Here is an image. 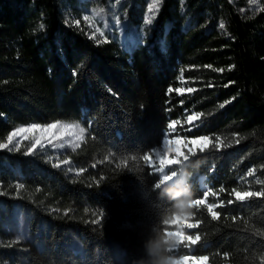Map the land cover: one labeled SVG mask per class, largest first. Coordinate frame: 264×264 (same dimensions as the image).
I'll list each match as a JSON object with an SVG mask.
<instances>
[{
    "label": "trees",
    "instance_id": "trees-1",
    "mask_svg": "<svg viewBox=\"0 0 264 264\" xmlns=\"http://www.w3.org/2000/svg\"><path fill=\"white\" fill-rule=\"evenodd\" d=\"M151 3L0 0V142L29 124L87 130L75 148L65 136L30 155L26 140L20 151L0 150V264H135L147 259L154 227L183 225H164L166 217L196 224H184L186 236L201 237L172 249L176 258L264 264V196L228 203L233 189L264 191V8L162 0L149 13ZM94 8L105 10L95 39L83 20ZM191 113L202 114L193 130ZM172 121L187 140L211 138L204 151L184 145L167 172L184 176L193 199L209 190L206 204L222 201L217 219L206 204L176 213L165 185L155 187L163 173L143 157L161 147Z\"/></svg>",
    "mask_w": 264,
    "mask_h": 264
},
{
    "label": "snow or ice",
    "instance_id": "snow-or-ice-1",
    "mask_svg": "<svg viewBox=\"0 0 264 264\" xmlns=\"http://www.w3.org/2000/svg\"><path fill=\"white\" fill-rule=\"evenodd\" d=\"M120 2V0H116V3L118 4ZM251 3L255 4L257 3V0H250ZM162 3V0H152V3L149 4L148 6V12L149 13H153V10L155 11H159V6ZM104 9L103 8H94L92 9V14L91 15H85L83 16V20L85 21L86 24H88L90 27L93 28L92 34L90 38L95 39V37L97 36V34H99L100 36H104V31L101 27L97 26L96 24V18L97 17H101V14L104 13ZM102 18V17H101ZM115 19V23L116 25L120 24V18L117 16L114 18ZM154 19V14L153 15H149L147 16V18L145 19V24H151L152 21ZM66 23H68V21H66ZM73 23L75 25H79L80 24V20H75L73 21ZM39 27L41 29L44 28V25L41 23L39 25ZM107 27V24L105 23V28ZM221 28H224V24L221 23L220 24ZM105 41L102 40H97V43H103ZM210 67V66H209ZM219 71H223V69H220ZM196 89L194 88H177L175 89V91L177 92V94L183 95L185 91H187L188 93H192L194 92ZM169 93H171L173 91L172 88H169L167 90ZM224 105H220V107H223ZM202 116V114H194L191 116L187 117V121L189 123H191L194 120L199 119ZM178 123V121H172L169 125L168 128L171 130L175 129V125ZM59 126L60 129V135L59 137H57L56 132L53 130H57ZM41 130L44 132H48L50 133V138L47 139V143L51 144L53 139L56 138H63L65 136L70 137V139L67 140L68 144L73 145V147H79L78 141H82L84 139V134L87 131L84 127L79 126L78 124H64L61 125V122L57 121L45 126H41V125H37V124H33L27 127H17L14 131L10 132L9 134H7L6 136V141L7 142H0V150H8V151H20L21 150V144L24 140H31V143L26 147V150L24 152L25 155H30L33 154L35 150L39 148H43L45 146L44 143H42V139L41 138H37L35 135L29 137L28 135H26L27 133H35L36 130ZM17 137H19V139H16ZM217 140H219V137L217 138ZM173 142L179 144L182 143V141L180 139H176L175 141L172 140H168L165 139L164 141V146H165V150L167 149V146L169 144H172ZM201 142H204L201 144L200 150L204 151L205 149H207L209 147V145L212 143L211 142V138L207 137V136H201V137H196L193 138L189 141L190 144L192 145H197L200 144ZM239 141H237L238 143ZM64 145L61 144L60 147H63ZM226 146H231L226 145ZM215 150H219L220 149V144H216L214 145ZM189 151H191V149H189ZM155 152V156L157 158H159V164H156L155 161H151L149 160V156H144L143 159L148 162V163H152L154 165V171L156 172H160V173H164V165H165V160L163 158V155L160 151H156ZM186 158V157H185ZM135 159V158H133ZM178 161H168V164L171 163H177ZM61 163L63 164H67L68 161L64 160V161H58L57 163L53 164V167H57L59 168L61 166ZM81 171H83L81 169ZM256 169H251L249 170V172L247 173V175L252 176L255 173ZM176 172L173 171L171 176L167 175L166 173L164 175H162L161 179H160V183L155 185V187L157 189H160L162 185H164V183H167L169 181L172 180L173 177H175ZM257 184H260L261 181L257 180L256 181ZM17 188V192L19 189H23L24 185L23 184H17L16 186ZM221 191H223V189H221ZM4 193H0V195H3ZM209 194V190H205L204 192V196L205 199H193L191 201V206H200V205H205L206 204V198ZM213 195H215V193H213ZM232 195L234 196V200H229L228 203L231 204L233 202H244L249 198L252 197H261L264 196V191H237L236 189L232 190ZM223 206V202L221 201L219 204H206V209L207 212L210 214L212 219H217L220 216V212L215 211L216 208ZM236 217H233V220H235ZM180 222L179 217H177L176 219L173 220H168L167 224L169 223H177ZM184 223H186V220L183 221ZM164 224V225H167ZM197 225L196 224H192V223H188L187 227L189 229L191 228H195ZM169 235L171 236H175L177 237V241H178V245L177 247H180L181 245H183L186 248H190L192 245H195L198 241H200L201 237L200 235L197 233L195 235V237L193 236H184L183 233L181 232H168ZM227 255V254H225ZM208 256H183L181 257L182 261H196V260H202V261H208ZM179 264V262H178Z\"/></svg>",
    "mask_w": 264,
    "mask_h": 264
},
{
    "label": "clouds",
    "instance_id": "clouds-1",
    "mask_svg": "<svg viewBox=\"0 0 264 264\" xmlns=\"http://www.w3.org/2000/svg\"><path fill=\"white\" fill-rule=\"evenodd\" d=\"M177 174H175L176 176ZM162 194H166L173 202L172 207L176 213H187L191 208L193 193L190 186L182 177H178L173 183H164ZM169 218L162 220L167 224ZM178 245L177 239L169 235L163 229L153 228L152 234L145 241L147 259H142L135 264H178V259L171 255L172 249Z\"/></svg>",
    "mask_w": 264,
    "mask_h": 264
},
{
    "label": "rangeland",
    "instance_id": "rangeland-1",
    "mask_svg": "<svg viewBox=\"0 0 264 264\" xmlns=\"http://www.w3.org/2000/svg\"><path fill=\"white\" fill-rule=\"evenodd\" d=\"M235 1H236V2L243 1V4H245L246 6H248V5H254V6H257L258 9H263V8H264V0H257V3H255V4L251 3L250 0H235ZM90 28H91V33H92L93 28H92V27H90ZM97 36H100V35L97 34ZM97 36H96V37H97ZM194 114H195V113H191V114H189V116L194 115ZM197 120H198V119H197ZM197 120H194V121H192L191 123H189V122L187 121V126H188V128H189L190 130H193V129H194V126H195ZM64 124H73V123H61V125H64ZM30 125H33V124L24 125V126H19V127H27V126H30ZM41 126H45V125H41ZM183 130H184V129H178V128L176 127V125H175V129H174V130H171V129H170V130L165 134V136H164V138H163V142H162L161 147H159V148H157V149H154V150H156V151H160V152L162 153V155H163L164 160H165L164 173H163L162 175H164V174L166 173L167 175L171 176V174H172V172H171V173L167 172V167H168L167 159H168V157L170 156L171 150L174 151L173 161H178V162H179V161H180V157H181L182 154H183V146H184V145L188 146L189 149H195V148H200V147H201V144L204 143V142H201L200 144H197V145H192V144H190L189 141H190L191 139H193V138H196V137H193V138L187 140V139H186V136L183 135V133H182ZM13 131H14V130H13ZM53 131H55L57 137H59V135H60V129H59V126H58V129H57V130H53ZM26 135H28L29 137L35 135L37 138H41V139H42V143L45 144L44 147H48V146H50L51 144L55 143L57 140H60V139H61V138L53 139V140H52V143H51V144H48V143H47V139L50 138V133H48V132H44V131H41V130H39V129L36 130L35 133H27ZM199 137H201V136H199ZM16 139H19V137H17ZM165 139L172 140V141H175L176 139H180V140L182 141V143L177 144V143L173 142L172 144H169V145L167 146V149L165 150V146H164V141H165ZM26 141H28V142L31 143V140H26ZM154 150L152 151V154L150 155V160L159 163V158H157V157L155 156V152H154ZM178 162H177V163H178ZM176 174H177V175H176L175 177H173L171 181H169L170 183H173L178 177H182V178L184 179V181H185V178H184V176H183L182 174H180V173H178V172H176ZM179 220L185 221V220L182 219V218H181V219L179 218ZM184 224H187V222H186V223L183 222V225H181V227L178 229L177 232H181V233L184 234V236H186V234H187V233H186V232H187V229L185 228ZM191 229H192V228H191ZM191 229H189V230H191ZM174 237H175V236H174ZM175 238H177V237H175ZM177 259H178L179 264H201L202 262H205V261H202V260H196V261H192V260H189V261H182L181 258H177Z\"/></svg>",
    "mask_w": 264,
    "mask_h": 264
}]
</instances>
